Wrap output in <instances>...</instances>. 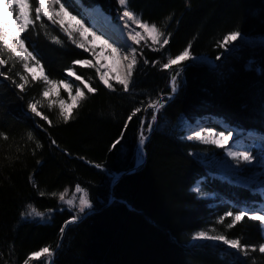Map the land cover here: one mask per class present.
<instances>
[{"label":"trees","instance_id":"16d2710c","mask_svg":"<svg viewBox=\"0 0 264 264\" xmlns=\"http://www.w3.org/2000/svg\"><path fill=\"white\" fill-rule=\"evenodd\" d=\"M80 1L99 4L110 15L114 8L125 9L118 0ZM126 7L169 38L162 49V39L155 48L137 46L127 92L111 78L113 88L108 89L94 67L74 65L87 57L69 42H52L38 28L25 34L26 45L50 80H65L71 69L97 89L88 93L84 83L79 84L86 99L67 123L59 117V106L50 108L43 97L46 83L33 82L20 61L7 52L0 54L8 61L0 70L10 77H0V132L7 137H0V264H24L30 253L55 246L63 223L74 216L60 201L65 189L79 185L91 208L107 201L111 175L135 164L139 132L147 133L153 115L148 105L171 91L170 69L162 68L169 58L191 45L192 56L217 63L230 46L220 47L228 33L264 39V0H127ZM17 72L28 75L24 92L12 83L20 82ZM179 86L171 100L162 99L156 126L144 144L143 164L120 177L111 190L115 200L107 207L67 228L53 264H264V254L258 251L264 243L259 222L245 218L228 229L232 217L220 220L226 212L256 204L259 196L244 185L210 175L197 154L210 155L213 148L183 136L187 126L204 118L217 129L221 127L214 118L244 132L264 134V46L240 43L215 70L187 66ZM35 101H40L37 109L48 121L27 108ZM136 108L141 111L128 121ZM122 131L121 143L110 150ZM195 183L200 193L213 194L214 199L200 197L192 190ZM32 208L52 213L47 221L25 219ZM199 231L241 239L256 250L245 255L196 242Z\"/></svg>","mask_w":264,"mask_h":264},{"label":"snow or ice","instance_id":"6c2138e0","mask_svg":"<svg viewBox=\"0 0 264 264\" xmlns=\"http://www.w3.org/2000/svg\"><path fill=\"white\" fill-rule=\"evenodd\" d=\"M118 3L121 6H125V10L123 11V14L121 16L122 20L126 18L127 21H131L133 24L138 25V27L142 29L143 32L146 34L147 38L151 39V41L154 44L160 43L162 39V43H160L161 49L165 45L169 44V38L164 36L163 33L155 24H149L148 22L142 21V19L138 17L133 11L127 9L126 7L127 0H118ZM53 4L59 5V9L58 10L54 9L52 7ZM33 5H36L34 9L35 19L32 18L31 10ZM41 16L46 17L47 20L52 22V24H58L60 29L63 31V33H65L68 39L71 40L74 44H76L77 41L74 39L73 33L78 32L81 39H85L88 35H91L94 41H99L102 46L111 49V53L113 57H116L117 53L120 50L112 47V45L109 44L107 40H104L103 37L97 36L95 33L91 32L90 29L84 27L83 22L77 19L76 16H73L68 11L67 0H63V2L62 0H38V3L37 0H31V2L30 0H0V54L7 52L10 54V58L20 61L22 63L24 72L31 76V80L33 82L38 80L45 81L49 87L45 88V90L43 91L42 93L43 97L50 98L52 95L59 97L60 86H63L65 90L68 91L69 97L71 99V103H66V101H64L63 99H60L58 101L59 117L65 123H67L70 119L74 118L73 110L78 107L79 103L83 99H86V94L84 91L81 90V88L77 87L75 89V95L73 96L71 94L72 85L70 83H66L65 80H61L59 82L50 80L48 76L45 75V71L42 66L39 67V71L37 72L36 66L40 65V60L37 59V56L34 55L33 51H30L29 47L26 46L27 37L25 34L30 29L35 28V24L37 21L41 20ZM64 16H68L71 21H75L76 26L72 27L70 24H66V21L63 18ZM127 26L128 25L126 24V27ZM133 31L129 32V39H131L134 43L139 44L142 40H145V35H142L141 32L139 31H135L133 34ZM241 35L242 33L239 31H232L228 33L223 37V42L220 44V47L227 48L229 45H232L233 42L238 41ZM52 40L56 43H61V41L55 36L52 37ZM77 46L79 48L85 47L83 43H79L77 44ZM93 47H95L94 44ZM190 47L191 45L185 47L184 50L179 55L175 56V58H169L167 63H164L162 65V68L167 70L172 68L173 66H181V67L186 66L188 61L194 59L190 51ZM135 53H136V49L132 48L130 55H124L122 57L123 60L128 61L126 65L125 74L122 76L116 75L111 77V79L115 80L118 84L122 85L124 91L126 92L130 89L133 72L135 66L137 65V58ZM217 59H220V57L218 56ZM29 61H34L35 62L34 65L30 67ZM7 63L8 61L2 58V56H0V66H5L7 65ZM97 63H99V60H97ZM145 63H148V61L145 60ZM73 64L94 67L92 61L90 60H75L73 61ZM101 67H107V65H101ZM96 71L97 74L99 75L100 81L108 89H112L113 85L109 83L108 73L101 72L100 68H97ZM16 75L19 76L20 82L17 83L13 79L12 83L15 85V88L19 89L21 92H24L26 86L29 84L28 75H22L19 72H17ZM178 75H180L179 72L171 77V87L173 93H175L179 87L177 83ZM68 76H75V73L71 69H68ZM0 77H4L5 79H10V77H7L5 75V72L2 70H0ZM76 79L80 80L81 77L76 76ZM84 88L87 89L88 93H95L97 91L96 88L89 86L87 82L84 83ZM39 103L40 101L29 102L27 108L30 110L32 114H34V116L41 117L43 120L48 121V117L43 115L40 111H38L37 106ZM56 103L57 101L49 99L50 108L52 107L53 104ZM148 107L154 109L151 121L147 122V129L150 132L155 127V121L157 120L156 112H158L160 108L163 107V104L157 101H153L148 105ZM140 111H141L140 108H136L133 111V113L128 117V121H131L133 117L136 115V113ZM128 121L125 122V128H127L128 126ZM49 123L51 122L49 121ZM140 123H141V127L143 128L145 121L141 120ZM209 133L211 135V130H209ZM0 137L7 138L5 136V133L3 132H0ZM28 138L29 140L33 139L32 133H28ZM193 138L197 140H203L205 143L216 144L220 147H223L224 144L228 142V137L224 136L223 133H220L219 139H207L202 135L201 132H194L192 136L188 137V139L191 140ZM122 139H123V131L121 133V136L113 142L110 150L115 149L117 145L121 143ZM147 139L148 137L144 135L143 132H141L139 138V155L141 157L143 156V146ZM53 144H55V141H53ZM37 147H39V144H37ZM228 155L232 157H239L240 160H242L245 163H250L253 160V156H251L247 152H242V153L229 152ZM97 166L99 167V165ZM65 192H67V189H65ZM65 192L59 194V198L61 201H64L65 199ZM75 192L80 193L79 212L83 213L85 209L91 206L87 192L84 189H82L79 185L76 186ZM41 195H43V193H41ZM66 203L69 206H72L73 200L68 199ZM32 212L35 214V216L43 215L42 213L35 211V209H33ZM262 213H264V210L255 209V208L249 209L245 207L238 210L235 213L231 211L226 212L224 216L220 218V220L223 221L225 217H232L231 223L227 225L228 229H231L233 226H235L237 222H242L245 218L259 222L261 236L262 238H264V214ZM78 218H79L78 216L75 215L72 216L70 220L67 221L65 225L61 227L60 230L61 234H63L68 224L74 223ZM195 238L201 240H211V241L221 242L223 245H226L228 249L236 250L237 253H244L245 255H247L249 249L253 251L256 250L255 245H244L242 244L241 239H228L226 238V235H209L207 231L197 232L195 234ZM258 251L264 254V243L259 244ZM45 254L47 256H53L54 252L50 247L45 246L37 252L30 253L29 257L24 260V264H29V261L36 257L41 258V264H43V257L45 256Z\"/></svg>","mask_w":264,"mask_h":264},{"label":"rangeland","instance_id":"374dc122","mask_svg":"<svg viewBox=\"0 0 264 264\" xmlns=\"http://www.w3.org/2000/svg\"><path fill=\"white\" fill-rule=\"evenodd\" d=\"M30 2H31V0H30ZM62 2H63V0H62ZM37 3H38V0H37ZM35 6L36 5H33L32 10H31L32 11V17H34V19H35V11H34ZM67 6H68V11L73 16H76L77 19L81 20L84 24V27H86V25L84 23V18H86V17H84L80 13L77 14V12L82 11L78 0H67ZM52 7L56 10L59 9V5H57V4H53ZM123 7H125V6H123ZM124 10L125 9L120 10L119 8H114L113 13H114V16L117 18V20L112 19L111 18L112 15H111L110 21H112L113 24L111 22H107L108 25L111 24L110 26L119 29L121 32H124V35L126 36V38L127 37L129 38V32L130 31L134 30L133 34L135 31H139V32H141L142 35H145V40H142L139 44H136L131 39H129L130 40L129 43L127 42L128 45L125 46L126 40L124 42V40H121V38H117V37L110 38V39H113L114 42L111 43L107 40L108 43L111 44L112 47L120 49V51L117 53L116 57L112 56L111 49H108L105 46H102L101 44H97V43L93 42V39H92L93 37L91 35L87 36L85 39H81L79 33L74 32L73 36H74V39L77 41V43L74 44L71 40L68 39L67 35L65 33H63V31L60 29L58 24H52V22L47 20L46 17L41 16V20L36 22L35 28H38L39 30H41V32L44 33L45 36L52 42H54L52 40L53 36L57 37L61 41V43L64 41L69 42L70 45H72L75 49L81 51L87 57L86 60L92 61V64L94 65V70L96 73H97L96 69L100 68L101 72H107L108 73V76L110 79L113 76H116V75L122 76L125 74L126 70L124 69V72L123 71L120 72L117 69V67L115 66V63L122 61L123 60L122 57L124 54L130 55L132 48L136 49L137 46L141 45V44L149 45L150 47L155 48L157 46V44H159V43L154 44L151 41V39L147 38L146 34L143 32L142 29H140L138 27V25L133 24L131 21H127L126 18L124 20H122L121 16H122ZM63 18L65 19L66 24H70L72 27L76 26L75 21H71L68 16H64ZM57 19H59V18H57ZM126 24L128 25L127 27H126ZM96 35L101 36L98 34H96ZM240 39L247 40L249 42L264 43V39L248 40V39L243 38L242 36H240L238 40H240ZM79 43H83L85 45V47L79 48L77 46V44H79ZM57 44H60V43H57ZM93 44L95 45V47H93ZM193 57H194V59L190 60V61L202 63V64H205V65L210 66V67H217L216 63H214L213 61H211L210 59H208L206 57H200V56H193ZM97 60H99V63H97ZM190 61H188V62H190ZM125 62L128 63V61H125ZM34 63H35L34 61H29V66L30 67L33 66ZM101 65H107V67H101ZM36 70H37V72L39 71V66H36ZM174 71H176L175 74H174ZM178 72L180 73V75H178V77H177V81L179 83L180 82V76H181V67H179L178 69L175 67L170 68L171 76L176 75ZM76 76H77L76 74H75V76H68V72H67L66 79H65L66 83H70L72 85L71 94L73 96L75 95V89L77 87H79V84L82 85L84 83V81L82 79L77 80ZM97 76L99 78L98 74H97ZM111 80H113V79H111ZM113 81H115V80H113ZM42 82H45V81L42 80ZM170 86H171V80H170ZM47 87H49V86L46 83L45 88H47ZM79 88H81V87H79ZM171 91H172V87H171ZM59 93H60L59 97L52 95L50 98H47V100L51 99V100L57 101L56 104L58 106H59L58 101L60 99H63L64 101H66V103H71L69 93L67 90H65V88L63 86L59 87ZM161 103H163V101H161ZM152 113H153V110H152ZM208 123H209V121H207V120L202 121V122L195 121L192 125H189L185 128L183 136L188 139V137L192 136L194 132H201L202 135L204 137H206L207 139H219L220 133H223L224 136H227L229 143L227 142L226 144H224L223 147H220L216 144L205 143L203 140H197L195 138H193L191 140L198 143V144H202V145L204 144L206 146L213 148L212 153L210 155L205 154V153L197 154V156L201 159L203 165L207 168L208 173L210 175L218 177L222 180H226L229 182H235L237 184L244 185L247 188H249L252 192L260 194V196L262 197V201L260 202V204L253 206V208H255V209H260L261 205L263 204V192H264V190L260 189L258 184L264 182V153H262V151L260 150V149H263V147H264V137L260 136V135H256L254 133L244 134V133H242V131H240L236 128L233 129V128L227 127V126H224V128L222 130L215 129L212 126H210ZM209 130H211V135L209 133ZM252 138H257L258 142H253ZM250 149L251 150L255 149L258 154H261L260 159L258 161L254 162V157H253V160L250 163H245L242 160H240L239 157H232V156L228 155L229 152H236V153L247 152L250 154V152H251ZM218 152H221V154L219 157H216V155H218L217 154ZM137 158H138V154H137ZM75 189H76V187L71 189V190L67 189V192H65V190H64L63 192H65V199H64V201H61V200L60 201H61V203L65 209L70 210L73 213V215L77 216V215H80L82 213L79 212V195H80V193H76ZM192 190L196 191L197 193H200L198 185H195ZM74 193H75V195H74ZM199 196L202 198L210 199V200L214 199V195L209 194V193H200ZM68 199L73 200L72 206H69L66 203V201ZM89 208H91V206ZM89 208H87V209H89ZM87 209H85V210H87ZM32 210H33V208L28 210V212L24 216L25 219L47 221L49 219V215L52 213V211L40 212L43 214L42 216H35V214L32 212ZM260 234H261V232H260ZM262 239L264 240V238H262ZM196 242H208V243H211L213 245L222 246L223 248L228 249V247L226 245H223L221 242H216V241H211V240H201V239H196ZM228 250L232 251L233 253H237L236 250H231V249H228ZM46 260H47V257L45 254V256L43 257V264L45 263ZM37 261H39V263L41 264V258H39V257H36V258H33L32 260H30L29 264L35 263Z\"/></svg>","mask_w":264,"mask_h":264},{"label":"water","instance_id":"95a60500","mask_svg":"<svg viewBox=\"0 0 264 264\" xmlns=\"http://www.w3.org/2000/svg\"><path fill=\"white\" fill-rule=\"evenodd\" d=\"M240 43H242V44H247V45H250V46H256V45L264 46V43L249 42V41H247V40L240 39V40L234 42L232 45H230V46L228 47L227 51L224 52V53L220 56V59H218V61H220L221 59L225 58V57L227 56V54H229V53H230V52H231V51H232V50H233L238 44H240ZM218 61H217V63H216V66H217V67H218ZM190 65H192V66H193V65H194V66H205L206 68L213 69V70L217 69V67H210V66H207V65L202 64V63H198V62L190 61V62H187L186 66L181 67V72H182L187 66H190ZM177 83H178V81H177ZM178 85H179V83H178ZM179 87H180V86H179ZM179 87H178V89H177V91H176L175 93H173L172 91H170V93H168V94H163V95H161L159 98L156 99V101L159 102V103H161L162 98H165V97L167 98L168 101L171 100V99L176 95V93L178 92ZM163 103H164V102H163ZM163 103H162V104H163ZM149 108H150V107H149ZM151 109H152L153 112H154V109H153V108H151ZM156 115H157V112H156ZM156 123H157V120L155 121V126H156ZM141 132H142V130H140V132H139V138H140V134H141ZM151 132H152V130H151L150 132L147 131V133H145L144 135H146V136L149 138ZM146 141H147V140H146ZM138 151H139V139H138V141H137V152H138ZM145 158H146V151H145V147L143 146V156H142L141 158H139L138 160H136V162H135V164L133 165V167H131L130 169L124 170V171H122V172H120V173H118V174H115V175L111 176L110 185H109L110 191H109V196H108L107 201H106V202H105L100 208H97V209H95V208H89V209L85 210L82 214L77 215L79 218H78L74 223H70V224H68L67 227L65 228V231L63 232V234H61V231H60V234H59V236H58V239H57V241H56V244H55V246L52 248V250H53V252H54V255H53V256H47V255H46L47 260H46V263H45V264H53L54 256H55L56 252L58 251V249H59L60 246H61V243H62V241H63V238H64V235H65V232H66L67 228H68L70 225H72V224H76V223L81 222V221L84 220L88 215H90V214H92V213H94V212H97V211H99V210H101V209L107 207V206H108L113 200H115L114 196H113L112 193H111V190H112L113 186L116 184V182L120 179V177H121L122 175L127 174V173H131V172H133L136 168H138L140 165H142L143 162L145 161ZM70 218H71V217H70ZM70 218H68V219L63 223L62 226H64L65 223H66L67 221L70 220Z\"/></svg>","mask_w":264,"mask_h":264},{"label":"bare ground","instance_id":"6f19581e","mask_svg":"<svg viewBox=\"0 0 264 264\" xmlns=\"http://www.w3.org/2000/svg\"><path fill=\"white\" fill-rule=\"evenodd\" d=\"M111 15H112V19H115V20H117V18L114 16V13H111ZM98 17H100L99 16V14L97 15ZM84 23H85V25H86V28H88V29H90L91 30V32H93V33H96V34H98V35H101L100 33H101V31L99 30V28L96 26V24H94L93 22H91V21H89L88 19H86V18H84ZM111 25V24H110ZM113 28V31H114V35L117 37V38H121V40H124V42H125V40H126V45H128V43H129V38L127 37L126 38V36L124 35V32H121L119 29H117V28H114V27H112ZM123 33V34H122ZM88 36H90V35H88ZM93 39V38H92ZM107 39V38H106ZM109 42H114V40L113 39H110V38H108L107 39ZM93 42H95V43H97V44H101L99 41H94L93 40ZM128 42V43H127ZM120 50V49H119ZM126 65H127V63L125 62V60H122V61H119V62H117V63H115V66L117 67V69L120 71V72H124V69L126 70ZM262 132V131H261ZM245 138V137H244ZM249 138V137H248ZM252 141L253 142H258V139L257 138H253L252 139ZM251 150V149H250ZM261 151H262V153H264V147H263V149H260ZM137 154H138V158H137V160L139 159V158H141V156L139 155V151L137 152ZM250 155L251 156H253L254 157V162H256V161H258L259 159H260V156H261V154H258L257 152H256V150L255 149H252V151H251V153H250ZM263 155V154H262ZM196 184V183H195ZM259 185V187H260V189H263L264 190V182H262V183H259L258 184ZM260 210H264V192H263V205L260 207ZM262 214H264V213H262Z\"/></svg>","mask_w":264,"mask_h":264}]
</instances>
